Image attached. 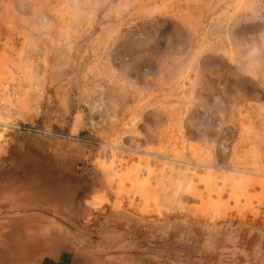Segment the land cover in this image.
Returning <instances> with one entry per match:
<instances>
[{
	"label": "rangeland",
	"instance_id": "rangeland-1",
	"mask_svg": "<svg viewBox=\"0 0 264 264\" xmlns=\"http://www.w3.org/2000/svg\"><path fill=\"white\" fill-rule=\"evenodd\" d=\"M33 1L0 0V264H264V0Z\"/></svg>",
	"mask_w": 264,
	"mask_h": 264
},
{
	"label": "bare ground",
	"instance_id": "bare-ground-1",
	"mask_svg": "<svg viewBox=\"0 0 264 264\" xmlns=\"http://www.w3.org/2000/svg\"><path fill=\"white\" fill-rule=\"evenodd\" d=\"M30 1V0H29ZM36 1V3H38L37 1L38 0H35ZM35 1H33V2H35ZM75 2V1H74ZM77 2V1H76ZM40 3V2H39ZM47 3V2H46ZM62 3V2H61ZM85 4H86V2H84ZM29 4V3H28ZM82 4V3H81ZM22 5V4H21ZM30 5V4H29ZM29 5H27V6H29ZM26 6V7H27ZM44 6H45V4H44ZM43 6V7H44ZM62 6V5H61ZM72 6V5H71ZM74 6H76V5H74ZM40 5H39V9H40ZM77 7V6H76ZM82 7V6H81ZM91 7V6H90ZM33 8V10L35 9L34 7H32ZM67 8V7H66ZM45 9V8H44ZM73 9V8H72ZM19 10V9H18ZM17 10V11H18ZM27 10V9H26ZM33 10H30V11H32L33 12ZM47 10V9H46ZM76 10V9H75ZM29 11V12H30ZM39 11V10H38ZM37 11V12H38ZM49 11V10H48ZM67 11V10H66ZM69 11V10H68ZM91 11V10H90ZM20 12V11H19ZM18 12V13H19ZM26 12V11H25ZM28 12V13H29ZM49 12H51V10L49 11ZM20 13H22V12H20ZM34 13V12H33ZM47 13V12H46ZM90 13V12H89ZM94 13V12H93ZM23 14V13H22ZM18 15V14H17ZM30 16H32V18L34 19V20H32L31 22H33V21H35V15L33 16V14L31 15L30 14ZM51 16V15H50ZM92 15H91V13H90V17H91ZM52 17V16H51ZM84 17V16H83ZM93 17V16H92ZM26 18V17H25ZM28 18H29V16H28ZM76 18H78V17H76ZM89 18V17H88ZM12 19V18H11ZM22 19V18H21ZM24 19V18H23ZM23 19L21 20V21H23ZM57 19V18H56ZM63 19V18H62ZM80 19V18H79ZM25 21H27V20H25ZM24 21V22H25ZM62 23V22H61ZM14 24V23H13ZM32 24V23H31ZM90 24V23H89ZM12 25V24H11ZM38 25V24H37ZM21 26V25H20ZM27 26V25H26ZM25 26V27H26ZM28 26H30V25H28ZM77 26V25H76ZM2 27V26H1ZM0 27V28H1ZM24 27V26H23ZM24 27V28H25ZM39 27H40V25H39ZM38 27V28H39ZM62 27V26H61ZM60 27V28H61ZM27 28V27H26ZM56 28V27H55ZM138 28V27H137ZM21 29V28H20ZM28 29V28H27ZM69 29V28H68ZM143 29H145V28H143ZM22 30V29H21ZM25 30V29H24ZM60 30H62V28L61 29H59V31ZM129 30V29H128ZM130 30H132V29H130ZM137 30V29H136ZM139 31H140V29H138ZM15 31H16V29H15ZM19 31V30H18ZM23 31V30H22ZM41 31V30H40ZM65 31V30H64ZM63 31V32H64ZM119 31V30H118ZM134 31V30H133ZM6 32H7V30H6ZM21 32V31H20ZM27 32V31H26ZM36 32V31H35ZM57 32V31H56ZM66 32H69L68 30H66ZM124 32V31H123ZM144 32H146V31H144ZM23 32H21L20 34H22ZM59 32H57V34H58ZM61 33H62V31H61ZM65 33V32H64ZM63 33V35L65 36V34ZM127 33V32H126ZM125 33V34H126ZM130 33V32H129ZM138 33V32H137ZM136 33V34H137ZM10 34V33H9ZM26 33H24V35H25ZM51 34H53V33H51ZM135 34V33H134ZM3 35V34H2ZM23 35V34H22ZM31 35H33V34H31ZM56 35V34H55ZM186 35V34H185ZM1 36V35H0ZM11 36V35H10ZM29 36V35H28ZM34 36V35H33ZM49 36V35H48ZM48 36H46V37H48ZM66 36H68V34L66 35ZM80 36H81V34H80ZM121 36V35H120ZM57 37V36H56ZM55 37V38H56ZM128 37V36H127ZM8 38V37H7ZM26 38V37H25ZM129 38V37H128ZM51 39V38H50ZM57 39H59V38H57ZM65 39V38H64ZM69 39V38H68ZM23 40V39H22ZM34 40V39H33ZM51 40H53V38L51 39ZM16 41V40H15ZM27 41V40H26ZM42 41V40H41ZM57 41V40H56ZM67 41V40H66ZM70 41V40H69ZM122 41V40H121ZM6 42V41H5ZM37 42V41H36ZM47 42V41H46ZM50 42V41H49ZM51 42H54V41H51ZM71 42V41H70ZM69 42V43H70ZM124 42V41H123ZM24 43V42H23ZM26 43V42H25ZM39 43V42H38ZM56 43V42H55ZM65 43V42H64ZM130 43V42H129ZM7 44H8V42H7ZM28 44V43H27ZM36 44V43H35ZM46 44V43H45ZM53 44V43H52ZM66 44V43H65ZM120 44V43H119ZM125 44V43H124ZM128 44V43H127ZM131 45H132V43H130ZM137 44V43H136ZM139 44V43H138ZM152 44V43H151ZM150 44V45H151ZM174 44V43H173ZM9 45V44H8ZM123 45V44H122ZM155 45V44H154ZM161 45V44H160ZM169 45V44H168ZM3 46V45H2ZM54 46V45H53ZM67 46V45H66ZM76 46V45H75ZM124 47L125 46H127L126 44L125 45H123ZM145 46V45H144ZM159 46V45H158ZM29 47V46H28ZM41 47V46H40ZM72 47V46H71ZM78 47V46H77ZM129 47V46H128ZM136 47V46H135ZM142 47H143V45H142ZM160 47V46H159ZM57 48V47H56ZM65 49H67V53L69 52H71V49H70V44H68V46L67 47H64ZM63 48V49H64ZM130 48V47H129ZM149 48H150V46H149ZM152 48V47H151ZM22 49H23V47H22ZM33 49V48H32ZM59 49V48H58ZM133 48H131V50H132ZM135 49V48H134ZM137 49V48H136ZM140 49H141V47H140ZM144 49V48H143ZM153 49V48H152ZM44 50V49H43ZM80 50V49H79ZM130 50V51H131ZM145 50V49H144ZM38 51H39V49H38ZM46 51V50H45ZM50 51H51V49H50ZM127 51V49L125 50V52ZM136 51H138V50H136ZM162 51V50H161ZM31 52V51H30ZM52 52V51H51ZM51 52L49 53V54H51ZM116 52V51H115ZM124 52V53H125ZM19 53V52H18ZM29 53V52H28ZM32 53V52H31ZM46 53H48V51L46 52ZM53 53H54V51H53ZM114 53V52H113ZM128 53V52H127ZM135 53V52H134ZM139 53V52H138ZM20 54V53H19ZM23 54V53H22ZM27 54V53H26ZM55 54V53H54ZM64 54H65V52H64ZM76 54H77V52H76ZM116 54H118L117 52H116ZM43 55V54H42ZM68 55H70V54H68ZM68 55H67V57H68ZM110 55V54H109ZM113 55V54H112ZM120 55V54H119ZM114 56V55H113ZM152 56V55H151ZM28 57V56H27ZM46 57V56H45ZM54 57V56H53ZM70 57H72V56H69V58ZM115 57H117V55H115ZM5 58V57H4ZM43 58H44V56H43ZM118 58V57H117ZM31 59V58H30ZM45 59V58H44ZM61 59V58H60ZM113 59V58H112ZM23 61H27V60H23ZM44 61V60H43ZM74 62V61H73ZM117 62H120L119 60L117 61ZM122 62V61H121ZM19 63V62H18ZM18 63H16V64H18ZM27 63V62H26ZM43 63V62H42ZM117 64V63H116ZM32 66H34V65H32ZM126 66H127V64H126ZM26 67V66H25ZM24 67V68H25ZM138 66H136L135 68H137ZM34 68V67H33ZM4 69H6V68H4ZM124 69H126V68H124ZM21 70V69H20ZM141 69H139V71H140ZM25 71V70H24ZM125 71V70H124ZM142 71V70H141ZM29 72V71H28ZM140 73H142V72H140ZM22 74H23V72H22ZM112 74V73H111ZM138 74V73H137ZM25 75V74H24ZM32 75V74H31ZM35 75H37V74H35ZM142 75V74H141ZM11 76V75H10ZM26 76H27V74H26ZM29 76V75H28ZM33 76V75H32ZM143 76V75H142ZM145 76V75H144ZM26 78V77H25ZM145 78H147V76L145 77ZM156 78V77H155ZM2 79V78H1ZM33 79V78H32ZM140 79L142 80V78L140 77ZM151 79V78H150ZM162 79V78H161ZM27 80V79H26ZM30 80V79H29ZM28 80V81H29ZM156 80V79H155ZM19 81H20V79H19ZM25 81V80H24ZM111 83V82H110ZM162 83V82H161ZM94 84V83H93ZM160 84V83H159ZM95 85V84H94ZM98 85V84H97ZM157 85V84H156ZM161 85V84H160ZM165 85V84H164ZM186 85H188V84H186ZM123 86V85H122ZM189 86V85H188ZM191 86V85H190ZM8 88V87H7ZM24 88V87H23ZM98 89H100L101 90V88H98ZM3 91V90H2ZM119 91V90H118ZM99 95V94H98ZM103 95V94H102ZM140 96V95H139ZM5 98V97H4ZM155 99H157L156 97H155ZM4 100V99H3ZM96 100V99H95ZM101 100V99H100ZM143 100V99H142ZM145 100H146V98H145ZM254 100V99H253ZM102 101V100H101ZM144 101V100H143ZM155 101V100H154ZM92 102H93V120H94V122H95V125H99V127L101 128V127H103L105 124H106V119L104 120L103 118H104V116H101V104L100 103H98V99H97V101H93L92 100ZM141 103V102H140ZM149 103H150V101H149ZM3 104V103H2ZM100 104V105H99ZM91 105V106H92ZM141 105V104H140ZM144 105V104H143ZM142 106V105H141ZM150 106V105H149ZM152 106H154V105H152ZM248 106V105H247ZM92 108V107H91ZM13 109V108H12ZM144 110V109H143ZM149 110V109H148ZM136 111H138V110H136ZM91 112V111H90ZM132 113H134L133 111H131ZM142 112V111H141ZM140 112V113H141ZM157 112V111H156ZM131 113V114H132ZM137 113H139V112H137ZM145 113H146V111H145ZM149 113V112H148ZM147 113V114H148ZM5 114V113H4ZM143 114H144V112H143ZM142 114V115H143ZM154 114V113H153ZM8 115V114H7ZM104 115V114H103ZM167 115V114H166ZM139 116H140V114H139ZM6 117V116H5ZM132 117V116H131ZM2 119H3V117H2ZM1 119V120H2ZM92 119V118H91ZM115 118H113L112 120H114ZM132 119V118H131ZM117 120V119H116ZM125 120V119H124ZM135 120V119H134ZM139 120V119H138ZM92 121V120H91ZM129 121V120H128ZM114 122H115V120H114ZM125 122H126V120H125ZM153 122V121H152ZM159 122V121H158ZM161 122V121H160ZM151 123V122H150ZM155 123V122H154ZM166 123V122H165ZM76 124H78V122H76ZM94 124V123H93ZM92 124V125H93ZM111 124V123H110ZM125 124V123H124ZM132 124V123H131ZM130 124V125H131ZM152 124V123H151ZM158 124V123H157ZM160 125H161V123H159ZM107 125V124H106ZM113 125H115V124H113ZM154 125H156V124H154ZM2 126H3V122L2 121H0V128H2ZM123 126V125H122ZM138 125L136 124V126L135 127H137ZM159 126V125H158ZM217 126H219V125H217ZM97 127V126H96ZM157 127V126H156ZM161 127H162V125H161ZM164 127V126H163ZM195 127V126H194ZM215 127V126H214ZM99 128V129H100ZM104 128V127H103ZM130 128V127H129ZM144 128V127H143ZM146 128H149L148 126L146 127ZM153 128V127H152ZM152 128H150V129H152ZM127 129H128V127H127ZM140 129V128H139ZM138 129V130H139ZM157 129V128H156ZM119 130V129H118ZM122 130V129H121ZM135 130V129H134ZM141 130V129H140ZM155 130V129H154ZM161 130V129H160ZM246 130V129H245ZM148 131H149V129H148ZM127 132H129V131H127ZM150 132V131H149ZM154 132V131H153ZM161 132V131H160ZM163 132H165V131H163ZM162 132V133H163ZM215 132H219L220 133V131L218 130V131H215ZM130 133V132H129ZM128 133V134H129ZM133 133V132H132ZM136 133V132H135ZM144 134H145V132H143ZM142 133V134H143ZM146 133H147V130H146ZM138 134H139V132H138ZM164 134V133H163ZM117 135V134H116ZM131 135V134H130ZM135 135V134H134ZM132 136V135H131ZM130 136V137H131ZM147 136V135H146ZM151 136V135H150ZM158 136H159V134H158ZM114 137V136H113ZM153 137V136H152ZM111 138V137H110ZM132 138H133V136H132ZM136 138V137H135ZM122 139V138H121ZM141 139H143V138H141ZM153 139H154V137H153ZM152 139V140H153ZM159 139L160 138H158V140L157 141H159ZM123 140V139H122ZM136 140V139H135ZM140 140V139H139ZM161 141L163 140L162 138L160 139ZM131 141V142H130ZM150 141V140H149ZM157 141H155V142H157ZM126 142V141H125ZM124 142V143H125ZM136 142V141H135ZM148 142V141H147ZM121 143V142H120ZM139 143V142H138ZM159 144V143H158ZM123 145V144H122ZM126 146L128 145V150H131V151H133V152H135V155H139V153H140V146H138V144H136L135 145V143H133V139H128L127 140V142H126V144H125ZM146 145V144H145ZM149 146V145H148ZM159 147H160V145H159ZM108 148V147H107ZM224 148V147H223ZM122 149H126L125 147L124 148H122ZM150 149V148H149ZM162 149V148H161ZM110 150V149H109ZM112 150H113V148H112ZM159 151V150H158ZM143 152V151H142ZM141 152V153H142ZM148 152V151H147ZM151 152V151H150ZM149 152V153H150ZM154 151H152V153H153ZM110 153V152H109ZM149 153H146V155L148 154V156L150 155ZM156 153V152H155ZM161 153V152H160ZM216 153V152H215ZM103 154H105V153H103ZM113 153L111 152V154L110 155H112ZM154 154V153H153ZM109 155V154H108ZM114 156H115V154H113ZM151 156V158H153V160H152V164H146L147 165V171H148V173H149V175H150V177H152V175H154V173L157 171V170H154L155 168H153L152 169V167H153V165H154V167H161V168H163L162 167V160H164V159H168L167 157H166V155L165 156H161V154H155V155H150ZM149 156V157H150ZM123 157V156H122ZM128 157V156H127ZM139 157H140V155H139ZM111 159L113 158V156L112 157H110ZM133 158V157H132ZM141 158V157H140ZM145 158V157H144ZM180 159H182V158H180ZM252 159H253V157H252ZM113 160V159H112ZM116 160V159H115ZM132 160V159H131ZM135 160H136V157H135ZM148 160V159H147ZM150 160V159H149ZM257 160V159H256ZM121 161V160H120ZM125 161V160H124ZM129 161V160H128ZM165 161V160H164ZM163 161V162H164ZM172 161H174V160H172ZM255 161V160H254ZM105 162V161H104ZM113 162V161H112ZM134 162V161H133ZM140 162V161H139ZM141 162H142V160H141ZM147 162V161H146ZM103 163V162H102ZM145 162H143V164H144ZM177 163V162H176ZM199 163H201V162H199ZM197 164L198 166H201V167H207V163L206 164ZM205 163V162H204ZM40 164V163H39ZM117 164V163H116ZM143 164L141 165V167L143 166ZM38 165V161H36L35 162V164L31 167V168H29L28 169V179L30 178V180L31 181H33V179H34V181L33 182H36V184L35 185H37L38 187H42V188H47V189H49L50 190V192L51 191H53V189L56 191V192H58L59 190V188L61 189L62 187H60V177H59V174H55V173H53V172H49V171H46L45 169H42L41 170V168L40 167H36ZM102 165H104V164H102ZM132 165V164H131ZM169 165V164H168ZM171 165V164H170ZM169 165V166H170ZM41 166V165H40ZM130 166V165H129ZM166 166V165H165ZM164 166V167H165ZM172 166V165H171ZM174 166V165H173ZM172 166V167H173ZM219 166V165H218ZM103 167V166H102ZM124 167V166H123ZM131 167H134V165L133 166H131ZM140 167V166H139ZM143 167H145V165L143 166ZM171 167V168H172ZM180 167V166H179ZM254 167V166H253ZM125 168H127V167H125ZM130 168V167H129ZM167 168V167H166ZM170 168V169H171ZM220 168V167H219ZM240 168H242L241 170H244L243 169V167H240ZM37 169H39V170H37ZM137 169V168H136ZM164 169V168H163ZM178 169V168H177ZM221 170H223V168H220ZM231 169V168H230ZM129 170H132V169H129ZM128 170V171H129ZM138 170V169H137ZM158 170H161V169H158ZM166 170V169H165ZM179 170V169H178ZM177 170V171H178ZM181 170V169H180ZM187 170V169H186ZM240 170V169H239ZM247 170V169H246ZM245 170V171H246ZM249 170V169H248ZM106 171V170H105ZM138 171H140V170H138ZM188 171V170H187ZM232 172H234V173H239L240 171H238L237 169L235 170H231ZM244 171V173H247V172H245ZM258 171V170H257ZM107 172H109V170L107 169ZM135 172V171H134ZM141 172V171H140ZM249 172V171H248ZM129 174H130V172H128ZM127 173V174H128ZM131 173H132V171H131ZM142 173H144V171L142 172ZM158 173V172H157ZM176 173H178V174H181V173H179V172H176ZM175 173V174H176ZM82 174V173H81ZM115 174V173H114ZM113 174V175H114ZM140 174V173H139ZM139 174H134L133 175V173H132V179H130V175L128 176V178L132 181V182H134V183H141L140 185H143L142 183L143 182H145V181H147L145 178H142V180L140 179V175ZM185 174V173H184ZM184 174H182V175H184ZM240 174V173H239ZM254 174V173H253ZM30 175V176H29ZM32 175H33V179H32ZM111 175H112V173H111ZM120 175V174H119ZM164 175V174H163ZM162 174H161V172L160 173H158L157 174V177L159 178V183H158V185L156 186V189H152L151 187H150V185H149V192H148V196L149 195H151V196H149V197H151V198H153V199H155V202H156V200L157 201H159V200H170V199H172V201H171V204H173L174 205V203L176 204V202L177 203H179L182 199H184L183 197H185V196H182V194H184V195H189L187 192L189 191L188 189L187 190H184L183 192H181L180 191V187H182L181 185H176V187L178 188H176V190H175V187H174V189H173V191H171V190H169L168 189V186L166 187L164 184H163V176ZM181 175V176H182ZM188 175V174H187ZM258 175V174H257ZM116 176V175H115ZM115 176H113V177H115ZM169 176V175H168ZM120 177V176H119ZM177 177H179V175H177L176 176V178L175 179H177ZM184 178H185V175H184ZM119 179V178H118ZM183 179V178H182ZM186 180H189V178H187V176H186V178H185ZM185 179H183V180H185ZM207 179V178H206ZM230 180V179H229ZM240 180H241V178H240ZM124 181V180H123ZM149 181V180H148ZM177 181V180H176ZM175 181V182H176ZM248 181V180H247ZM113 182V181H112ZM132 182H129V183H132ZM156 182V181H155ZM173 182V181H172ZM174 182V183H175ZM178 183H179V181H177ZM181 182H184V181H181ZM233 182V181H232ZM245 182V181H244ZM193 183V182H192ZM90 184V183H89ZM145 184V183H144ZM147 184V183H146ZM148 184H150V182L148 183ZM176 184V183H175ZM187 184V183H186ZM189 184V183H188ZM188 184L187 185H185V183L183 184L184 186H186V188L188 187ZM91 185V184H90ZM89 185V186H90ZM138 185V184H137ZM170 185H172L171 183H170ZM169 185V186H170ZM94 186V185H93ZM131 186V185H130ZM144 186V185H143ZM95 187H97V186H95ZM147 187V186H146ZM154 187V186H153ZM190 187H192V186H190ZM98 188V187H97ZM132 188V187H131ZM136 188H139V186H137ZM145 188V187H144ZM171 188V187H170ZM157 189H161V191H160V193H159V195H158V197L156 196L157 195ZM133 190H134V188H133ZM136 190V189H135ZM141 190H143V189H141ZM219 190V189H218ZM137 192V191H136ZM117 193H119V192H117ZM156 193V194H155ZM52 195H53V193H51ZM138 194V193H137ZM199 194V193H198ZM57 195H59L57 198H62V192L61 191H59L58 193H57ZM118 195V194H117ZM120 195V194H119ZM136 195V194H135ZM156 197H155V196ZM55 196V195H54ZM148 196H143V195H141L140 194V197H142L143 198V200H145L146 198H148ZM197 197V196H196ZM134 198V197H133ZM194 198V197H193ZM116 199H118L119 200V197L117 196V198ZM189 199V198H188ZM134 201V200H133ZM132 203V202H131ZM89 204V203H88ZM121 204H122V202H119V205H120V207H121ZM170 204V203H169ZM132 205V204H131ZM83 206V205H82ZM81 206V207H82ZM129 206H130V203H129ZM133 206V205H132ZM128 208H131V206L130 207H128ZM103 209V208H102ZM96 210V209H95ZM183 210V209H182ZM125 211V210H124ZM145 213V212H144ZM159 213H160V211H159ZM165 214V213H164ZM180 215V214H179ZM207 218H209V217H207ZM207 218H206V220H207ZM210 219V218H209ZM208 219V220H209ZM213 219V218H212ZM187 229V228H186ZM174 240V239H173ZM203 249V248H202Z\"/></svg>",
	"mask_w": 264,
	"mask_h": 264
}]
</instances>
